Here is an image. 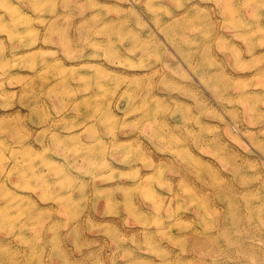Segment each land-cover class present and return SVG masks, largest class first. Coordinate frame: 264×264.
I'll list each match as a JSON object with an SVG mask.
<instances>
[{"label":"rangeland","instance_id":"obj_1","mask_svg":"<svg viewBox=\"0 0 264 264\" xmlns=\"http://www.w3.org/2000/svg\"><path fill=\"white\" fill-rule=\"evenodd\" d=\"M0 264H264V0H0Z\"/></svg>","mask_w":264,"mask_h":264},{"label":"bare ground","instance_id":"obj_2","mask_svg":"<svg viewBox=\"0 0 264 264\" xmlns=\"http://www.w3.org/2000/svg\"><path fill=\"white\" fill-rule=\"evenodd\" d=\"M201 76H202V77H206L207 74H206V73H202Z\"/></svg>","mask_w":264,"mask_h":264}]
</instances>
